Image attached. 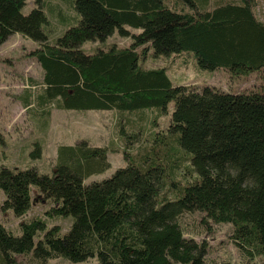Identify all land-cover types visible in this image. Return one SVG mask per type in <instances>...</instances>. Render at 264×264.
Here are the masks:
<instances>
[{"label": "trees", "instance_id": "trees-1", "mask_svg": "<svg viewBox=\"0 0 264 264\" xmlns=\"http://www.w3.org/2000/svg\"><path fill=\"white\" fill-rule=\"evenodd\" d=\"M23 13L26 0H0V44L18 32L37 43L30 51L43 69L36 103L41 110L146 107L166 111L168 132L159 149L144 147L107 177L86 179L111 163L106 146L85 138L59 144L50 174L34 166L0 167L2 210L20 216L31 206L34 184L55 205L50 215H71L70 228H46L39 216L14 234L0 221V264L32 253L44 264L96 257L98 264H205L207 246L184 236V212L200 211L231 222L238 245L264 258V19L255 0H70L78 12L54 43L48 42L43 1ZM126 47L85 52V40L104 41L115 30L129 35ZM138 47L155 56L192 51L201 68L232 75L261 72L260 88L226 91L210 84H173L164 67H143ZM31 105L28 97L22 103ZM0 141L3 135L0 133ZM163 141L157 139L156 142ZM33 157L42 153L36 142ZM167 147L171 157L164 158ZM173 156V157H172ZM188 160L194 178L176 179ZM187 163V164H188ZM169 192L173 196L169 195ZM42 232L36 241L34 236Z\"/></svg>", "mask_w": 264, "mask_h": 264}, {"label": "rangeland", "instance_id": "rangeland-1", "mask_svg": "<svg viewBox=\"0 0 264 264\" xmlns=\"http://www.w3.org/2000/svg\"><path fill=\"white\" fill-rule=\"evenodd\" d=\"M48 22L44 25L48 42L54 43L64 30L74 24L78 12L70 5V0H42ZM217 0H210L212 6ZM37 4L36 0H26L21 11L27 13ZM254 11L264 19V0H255ZM129 35H120L117 30L104 41L85 40L81 48L93 52L98 48L111 46L126 47L132 42V33L139 28L128 26ZM37 48L32 39L15 32L0 44V167L26 168L34 166L41 173L50 174L56 162V148L59 144H73L85 138L92 145L106 146L111 165L103 172L91 174L86 181L110 176L119 166H124L125 157L136 158L144 147L150 145L159 149L162 142L168 143L172 135L168 132L174 102L169 101L166 111L146 107L133 110L112 109H59L41 110L36 103V94L41 88L43 69L30 54ZM139 51V63L143 67H164L173 84L202 85L210 84L226 91L238 92L242 89L260 88L263 83L261 72L253 70L246 75H232L223 68L207 69L197 65L192 51L171 55L152 53L151 48ZM28 97L31 105L26 108L22 103ZM157 139L163 141L156 142ZM41 145L42 153L33 157L31 150ZM164 158L170 159V147ZM173 157V156H172ZM188 160L179 161L176 179L186 182L194 178ZM31 206L20 216L11 209L2 210L0 221L14 234L21 233V222L36 216L45 219L46 228L57 224L60 232L65 233L72 223L71 215H50L54 201L45 198L36 185L31 184ZM170 196H173L169 192ZM4 197L0 189V204ZM184 236L204 242L207 246L205 264H264V258L254 250L245 249L233 237L231 222L215 221L200 211L184 212L178 218ZM40 232V231H38ZM42 232L34 236V241ZM12 263L3 264H40L32 253H14ZM44 264H98L96 257L86 261L71 262L64 257L51 258Z\"/></svg>", "mask_w": 264, "mask_h": 264}]
</instances>
